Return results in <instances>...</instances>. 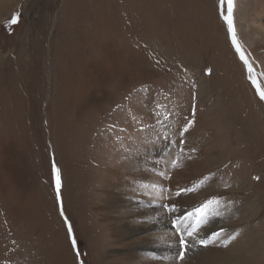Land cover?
Returning <instances> with one entry per match:
<instances>
[{"label": "rangeland", "instance_id": "rangeland-1", "mask_svg": "<svg viewBox=\"0 0 264 264\" xmlns=\"http://www.w3.org/2000/svg\"><path fill=\"white\" fill-rule=\"evenodd\" d=\"M227 8L0 0V264H141L132 258L134 226L148 227L142 197L119 188L131 155L147 149L178 153L151 171L164 180L177 261L181 238L191 246L185 258L193 255L189 232L215 217L224 220L217 229L233 228L222 246L230 264H264V100L248 80L264 91V0H235L247 64ZM187 150L191 175L171 186Z\"/></svg>", "mask_w": 264, "mask_h": 264}, {"label": "bare ground", "instance_id": "bare-ground-1", "mask_svg": "<svg viewBox=\"0 0 264 264\" xmlns=\"http://www.w3.org/2000/svg\"><path fill=\"white\" fill-rule=\"evenodd\" d=\"M226 3H227V0H226ZM227 6H228V3H227ZM234 12H235V0H234V9L232 12L233 23H234ZM234 30H235V26H234ZM145 151L147 152L144 153ZM151 151L152 150L150 149L144 150L143 154L141 151H136L133 155H131L133 156L132 163L135 164V167H133L132 170L130 171L127 177V180L123 181L124 178L121 179L123 181V184H122V187L119 188L120 193L121 192L126 193V195L136 194L137 196L135 197L130 195L134 199H137V198L139 199L140 197H142V200H139L140 207H139L138 215L144 220H147V221H144L146 226H148L147 228L141 225L134 226L135 227L134 233H135V236H138V239H136V241L133 243L136 246V247H133L134 248V253H133V258H132L133 261L135 262L137 260L141 264H230L227 261L229 259V256L225 258V253L228 251L224 250L222 246L230 238L229 232L231 229V233H232L233 228L229 226H221V230L217 229L219 222L220 221L223 222L224 220L220 218H215V217L211 220H209L208 218L209 223L206 229L196 230V232L194 231L195 233H193L190 236V242L192 244L193 243L196 244V248L198 249V251L195 250L197 252H195L191 256H189L190 255L189 254L183 260L177 261L175 259L179 252L178 248L175 246V244L177 243L178 237L175 234L174 236L173 233H170L168 231V227L171 224L170 221L172 220L163 212L162 210L163 207L160 206V204H163L161 202L163 195L160 192V187L164 186V180H163V177L160 176V174L156 173L152 175L151 171L155 170L159 163H161L160 166L162 167L169 166L165 164V162L168 161V158H173V155L177 156L178 153L176 154L175 152H172L173 155L171 153L162 155L164 153L158 152L157 154H155V153H151ZM189 153L190 152L188 150L185 152V155H184V152L181 153L182 162L179 165L181 166V168L174 169L176 172L173 173L172 179L170 180L171 186H176L178 182H184L187 177H190L189 175H191V173H189V171L191 170L190 169L191 162L187 164V161H186V158H189L190 156H192V152L191 154ZM176 165L174 166L176 167ZM171 167L173 168L172 165ZM160 170H161V167L159 168L157 172L159 173ZM171 172L172 171H169V174ZM162 173L164 176L167 175L164 170H162ZM174 189L178 192L181 190V189L180 190L177 189V187H174ZM177 202L176 201L170 202V206L176 208V206L178 205ZM183 212L184 211L182 212L178 211V213L176 215L173 214V216L175 217L180 216V214L181 213L183 214ZM192 231L190 232L192 233ZM215 233L216 234L218 233L219 235L216 236L214 235ZM201 234L203 238H201ZM205 236H208L209 240H211L207 248H204L199 243V241L203 240ZM160 242H164L165 245H161ZM113 264H116V263H113Z\"/></svg>", "mask_w": 264, "mask_h": 264}, {"label": "snow or ice", "instance_id": "snow-or-ice-1", "mask_svg": "<svg viewBox=\"0 0 264 264\" xmlns=\"http://www.w3.org/2000/svg\"><path fill=\"white\" fill-rule=\"evenodd\" d=\"M220 2H221V5L223 6L225 0H220ZM227 3H228V16L225 17V19L227 20V22L229 24V30L233 32V41H234V43H236V37H235V31H234V23H233V19H232V12H233V9H234V0H227ZM18 19H19V14H17L15 17H13V19L11 20V23H17ZM237 50L240 51V48H239L238 44H237ZM209 72H210V70H209ZM260 98L264 99V91H262L260 93ZM191 124H192V122H189L188 127H190ZM185 131H187V127L185 128ZM55 171H56V176H57L56 189H57V195H59V189H60L59 169L57 168V169H55ZM257 179H259V177H257ZM183 191H189V190L188 189H184ZM177 195H179V193H177ZM215 203H218V201H214V200L213 201H208L206 204L202 205L201 208L197 209L196 211L198 213L203 214L204 210L207 209L210 204H215ZM61 214H63L62 207H61ZM189 215H191V213ZM65 220L67 222V218H65ZM68 232H69V235L71 236L72 244L75 245L76 244V240H75V237L72 236V226H71L70 223L68 224ZM189 235L191 236L192 233L189 232ZM214 235L218 236L219 234L217 233V234H214ZM210 242L211 241H208V240L199 241V243L204 245L205 247ZM180 243L183 246V250L179 253V258L181 260H183L185 258V254L189 251V247H188L187 241L184 240L183 238H181Z\"/></svg>", "mask_w": 264, "mask_h": 264}, {"label": "water", "instance_id": "water-1", "mask_svg": "<svg viewBox=\"0 0 264 264\" xmlns=\"http://www.w3.org/2000/svg\"><path fill=\"white\" fill-rule=\"evenodd\" d=\"M226 16H228V8H227V15H226ZM226 22H227V20H226ZM227 25H228V33H229V37H230V40H231V42H232V44H233V47H234L235 52H236V53L240 56V58H241V59L247 64V58H246L245 54L243 53V51L241 50L240 46H239L240 51L237 50V44H238V42H237V39H236V43H234V41H233V32L229 30V24H228V22H227ZM234 31H235V30H234ZM235 37H236V36H235ZM238 45H239V44H238ZM247 68H248V67H247ZM248 73H249V69H248ZM248 80H249V82L254 86V88H255L257 94L260 96V93H261L263 90L261 89V87L259 86V84H258L256 81H254L251 77H248ZM263 100H264V99H263Z\"/></svg>", "mask_w": 264, "mask_h": 264}]
</instances>
